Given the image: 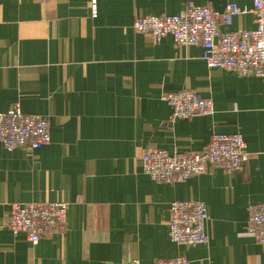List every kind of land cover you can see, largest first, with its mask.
Returning a JSON list of instances; mask_svg holds the SVG:
<instances>
[{"label":"crops","instance_id":"obj_1","mask_svg":"<svg viewBox=\"0 0 264 264\" xmlns=\"http://www.w3.org/2000/svg\"><path fill=\"white\" fill-rule=\"evenodd\" d=\"M242 15L222 33L254 29L251 0H0V112L18 105L48 121L50 143L33 152L0 144V264H264L250 209L264 205V77L212 69L202 49L133 30L139 17L188 5ZM194 91L211 116L172 119L166 95ZM213 134H239V170L208 165L184 181L156 183L135 158L202 153ZM202 202L208 241L169 239L168 208ZM67 204L64 232L36 245L7 228L11 204Z\"/></svg>","mask_w":264,"mask_h":264},{"label":"built area","instance_id":"obj_2","mask_svg":"<svg viewBox=\"0 0 264 264\" xmlns=\"http://www.w3.org/2000/svg\"><path fill=\"white\" fill-rule=\"evenodd\" d=\"M254 29L222 33L233 18L245 10L228 3L223 13L206 7L186 6L169 17H139L133 30L150 37L158 44L169 36L174 44L202 49V60L210 69L232 71L240 76L264 77V0H251ZM91 15L96 16L95 0H91ZM172 119L211 116L213 103L200 98L194 91H178L166 95ZM50 143L48 121L37 115H26L18 105L0 112V144L11 152L15 149L33 152ZM247 145L239 134H213L204 152L171 155L165 150H154L135 158L142 171L156 183L184 181L203 174L208 165H215L229 173L241 169L248 160ZM168 233L176 246L195 247L208 241L205 225L209 216L202 202L176 201L168 208ZM256 243L264 245V205L250 209L248 219ZM67 226V204H11L7 228L13 234L23 233L32 245L42 238L59 234ZM125 264H139L132 260ZM154 264H189L183 257L157 261Z\"/></svg>","mask_w":264,"mask_h":264}]
</instances>
